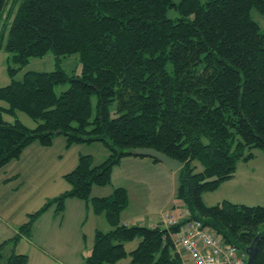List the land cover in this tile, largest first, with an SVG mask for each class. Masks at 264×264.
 <instances>
[{
	"label": "trees",
	"instance_id": "trees-1",
	"mask_svg": "<svg viewBox=\"0 0 264 264\" xmlns=\"http://www.w3.org/2000/svg\"><path fill=\"white\" fill-rule=\"evenodd\" d=\"M253 9L264 13V0H0V49L14 65L10 83L0 87L6 104L0 105V170L29 146L48 148L57 137L67 148L101 143L109 152L99 165L91 155L79 157L64 175L70 189L29 214L19 234L0 245V264H28L15 247L50 208L62 215L69 199L91 204L111 227L96 231L85 264H119L128 256L129 264H184L171 238L182 224H123L129 206L123 187L92 197L93 188L109 186L115 167L139 148L182 162L181 207L225 243L243 251L254 245V264H264V206L203 201L234 177L240 160H252L255 149L264 152V30L252 20ZM50 52L54 71H29L17 80L31 59ZM77 53L81 72L69 75L60 61ZM66 84L57 95L55 88ZM18 112L37 126L5 119ZM137 239V248L127 252L126 244Z\"/></svg>",
	"mask_w": 264,
	"mask_h": 264
},
{
	"label": "crops",
	"instance_id": "crops-1",
	"mask_svg": "<svg viewBox=\"0 0 264 264\" xmlns=\"http://www.w3.org/2000/svg\"><path fill=\"white\" fill-rule=\"evenodd\" d=\"M57 144L60 149V154L58 155L60 172L58 177L61 179H64L65 174L76 168L81 155L93 156L96 165L104 162L109 156L107 149H105V151L103 149L104 152H102L101 149V160H97L95 150L90 149V147H88L89 149H85L86 145H74L67 148L64 137H57L54 144L48 148L35 143L24 151L19 160L10 162L7 166L0 170V173L2 172L3 174V188L19 181L23 174L21 164L25 162H31L34 173L40 178H47L48 181L55 180L57 160L54 155V148ZM88 146H93V144ZM252 161L253 159L250 160V162ZM250 162H246V165L242 166H249ZM242 172L243 171L239 172L237 169L234 178L222 184L220 188H224L223 186H228L229 184L232 185H230V189L226 192L228 194L219 198L221 199L219 203L228 200L233 203L245 204L248 206H264V202L251 204L242 198V192L245 191L244 186L248 185V182H251L253 178H258L256 171L254 170ZM240 173L241 175L239 176ZM240 178L242 179L241 182L239 181ZM161 180H167L168 182V185L164 186L163 189L158 185ZM176 180H178V172L171 171L170 168L161 163H155L149 158L134 156L127 157L124 158L117 167H115L111 184L106 187H94L92 197H108L116 188L123 187L127 189L129 193V206L123 211L121 216L123 224L127 226H160L162 228H166L163 223L164 213L171 212L179 207L181 208V204L176 198ZM60 186L64 192L70 189V185L68 183L67 185L60 183ZM166 188L169 189L167 192L165 191ZM19 189L20 188H16L15 191L13 190V194L16 196V202H13L12 200L7 202L0 201V215H6L5 218L9 219L4 220L0 217V245L19 234L18 228L27 222L29 214L34 213L30 210H26V212L19 210L20 204L17 203L18 199L16 195L19 193ZM160 199H162V202L155 204ZM46 202H44V204ZM152 202L155 205H150ZM139 208L140 210L138 211ZM169 208L170 210L167 211ZM54 209L55 207L50 208L37 220L33 227L32 234L29 237L30 239L22 237L18 245L15 247V251L19 254L27 255L29 258L28 264L33 257L38 261V264H54V262L57 264H85L86 257H88L92 252L96 231L102 230L107 232L111 229L110 225H107L104 221H102V219H100L102 226L100 229L95 228L93 244L89 247V249H91L87 254L88 256H85V254L83 255L80 250H70L69 245L74 241L78 242L79 237L82 238V233H80L77 225H81L82 227L85 217L90 216V212H93L94 218H97V215L94 211H91L87 203L78 199H69L66 202L65 211L62 215H58L56 213V209ZM18 213L20 214L18 215ZM141 218H145V220H141ZM70 219L75 220L74 222L77 223V225L76 223L73 224L71 230L67 229L68 220ZM45 235L49 237V240L55 242L51 246L48 245L47 247L50 249H56L57 255H61L63 260H53L51 256L40 250L41 247L38 245L45 241ZM34 241L36 243H34ZM26 242L30 246H28ZM7 249L10 254L12 247L10 246ZM179 253L182 256L184 264H192L191 258L186 252L180 251ZM48 258L51 260V263ZM129 263H122L121 261L119 264Z\"/></svg>",
	"mask_w": 264,
	"mask_h": 264
},
{
	"label": "rangeland",
	"instance_id": "rangeland-1",
	"mask_svg": "<svg viewBox=\"0 0 264 264\" xmlns=\"http://www.w3.org/2000/svg\"><path fill=\"white\" fill-rule=\"evenodd\" d=\"M169 16L171 18L175 17L176 14L174 11L169 12ZM251 18L253 21L259 24L262 30H264V13L260 12L257 9H253L251 11ZM2 31V24H0V34ZM8 38V33L5 34V41ZM9 54H7L3 49H0V87L6 86L10 83V76H9V66H14L12 61L9 60ZM56 55L54 52H50L47 54L44 58H33L30 60L29 64L17 75V80H22L25 73L29 71H35V72H51L56 69ZM60 66L62 67L63 70H65L69 75L71 74H79L82 69V62H81V56L79 53L73 54L71 56L63 57L60 61ZM69 88V84L66 85H60L55 88V92L57 95H61L64 91H66ZM96 101L97 98L93 97V109L95 113V106H96ZM0 105L6 106L4 102H0ZM5 119L10 122L14 123L16 119L20 120L22 123H24L27 127L34 129L37 126V123L31 119L27 114L23 112H18L17 116L13 117L10 115H6ZM94 145H99V146H94ZM90 149L95 150V156L97 160H101V149L102 152L105 151V147L99 143V144H93V146H85V149ZM97 147V148H95ZM104 149V151H103ZM60 149L57 144L54 148V155L56 156L57 160V166H56V174H55V180H49L47 178H40L37 174L34 173V169L31 165V162H25L21 164V169H22V177L19 179L18 182L12 183L10 185L5 186L3 188V181H2V172L0 173V201H13L16 202V196L13 194V190L15 191L16 188L19 189V193L17 195L18 202L20 204L19 210L22 212H26V210H30L31 212H36L40 208L44 206V202H46L49 198H54L64 191H62V187L60 186V183H63L64 185H67V182L65 179H61L58 177L59 174V165L58 163V155L60 154ZM254 153V158L253 161L250 162L249 166H242L246 165L245 161L240 160L237 164V169L238 171H243V172H249L251 170L256 171V174L258 178H253L251 182H248V185L244 186L245 191L242 192V198L246 201H248L251 204H256V203H263L264 202V152L255 149L253 151ZM17 161V160H15ZM240 165V166H239ZM194 166L196 167V172H201L203 170V166L199 162H194ZM65 170H71V169H65ZM237 172V171H236ZM242 172V173H243ZM236 174V173H235ZM241 173L239 174V176ZM235 176V175H234ZM234 178V177H233ZM232 178V179H233ZM231 179V180H232ZM230 181V180H229ZM240 182L242 179L240 178ZM228 182V181H227ZM225 183V182H224ZM223 183V184H224ZM178 184V180H176V186ZM158 185L160 187L167 186L168 182L167 180H161ZM230 185L228 186H223L224 188H220V190H216L215 192H208L203 195V201L207 206H215L219 204L220 200L219 199L221 196H225V194H228L227 190L230 189ZM222 186V185H221ZM220 186V187H221ZM169 189L166 188V192ZM241 194V193H239ZM168 198V197H167ZM168 201V200H167ZM159 202H162V199L157 201L155 204H158ZM153 202L150 205H155ZM89 207L91 211H93V208L91 204H89ZM55 210V209H54ZM140 208L138 209V211ZM170 210L167 209V211ZM20 213H18L19 215ZM6 215L1 214L0 217L4 220H9L5 218ZM97 218H94L93 212H90V216L85 217V221L81 225H77L75 220L70 219L68 220V226L67 229L71 230L73 227V224L76 223L77 227H79L80 233H82V238L79 237V241L76 242L74 241L69 245L70 250L74 251H82L83 255L85 256L90 252L89 247L93 244L94 240V232L95 228L100 229L101 228V223L100 219L104 221L108 225V222L105 218L104 215H97ZM100 217V218H99ZM96 219V220H94ZM140 220V219H139ZM141 220H145V218H141ZM85 224V226H84ZM81 227V228H80ZM30 239V238H29ZM37 240V239H36ZM41 242V241H39ZM27 243V242H26ZM34 243H36L34 241ZM42 243V242H41ZM53 241L49 240V237L45 235V241L42 244L38 245L41 247V251L46 253L47 255L51 256L52 259L54 260H63V257L61 255H57L56 249H50L47 246L52 245ZM140 243V239L135 240L134 242H129L126 244L127 247V252H132L135 250ZM28 244V243H27ZM28 246H30L28 244ZM5 254L8 253V249L5 250ZM59 256V257H58ZM88 256V255H87ZM46 257V256H45ZM48 257V256H47ZM87 258V257H86ZM49 259V258H48ZM50 263L51 260L49 259ZM131 261V256H128L126 259L122 261V263H129ZM54 262V261H53ZM29 264H38V261L33 257L30 261ZM54 264H57L54 262Z\"/></svg>",
	"mask_w": 264,
	"mask_h": 264
},
{
	"label": "built area",
	"instance_id": "built-area-1",
	"mask_svg": "<svg viewBox=\"0 0 264 264\" xmlns=\"http://www.w3.org/2000/svg\"><path fill=\"white\" fill-rule=\"evenodd\" d=\"M163 223L167 229L182 224L171 238L179 252L184 251L190 256L192 264H247L246 251L225 243L201 221L192 219L187 208L179 207L164 213Z\"/></svg>",
	"mask_w": 264,
	"mask_h": 264
},
{
	"label": "water",
	"instance_id": "water-1",
	"mask_svg": "<svg viewBox=\"0 0 264 264\" xmlns=\"http://www.w3.org/2000/svg\"><path fill=\"white\" fill-rule=\"evenodd\" d=\"M134 155L136 157H142V158H149L157 160L159 163L167 166L171 169L173 172H178L182 167L183 163L175 160L169 156H167L164 153H161L155 149L151 148H139L134 151ZM246 253L248 255L247 264H254L255 257L257 254V248L252 245L249 248L246 249Z\"/></svg>",
	"mask_w": 264,
	"mask_h": 264
}]
</instances>
